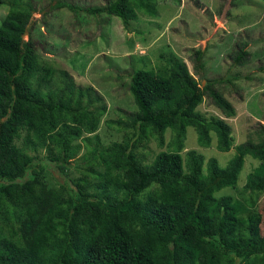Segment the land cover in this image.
<instances>
[{
	"label": "trees",
	"instance_id": "1",
	"mask_svg": "<svg viewBox=\"0 0 264 264\" xmlns=\"http://www.w3.org/2000/svg\"><path fill=\"white\" fill-rule=\"evenodd\" d=\"M165 1L106 0L79 8L51 0L49 7L115 16L129 29L139 14L158 17ZM0 4L8 7L0 20V264H264L262 218L253 209V196L264 191V125L235 146L226 165L215 157L205 161L196 149L182 154L189 126L199 146L209 147L214 138L217 150H230L226 118L235 108L221 92L228 79L208 78L201 86L173 56L165 72L133 70L135 110L105 119L123 131L122 139L94 146L83 156L90 169L66 178L77 141L99 129L106 100L94 86L77 84L66 70L41 60L37 43L24 39L35 23L30 1ZM246 44L235 43L234 65L248 62ZM202 55L194 52L196 72ZM204 101L221 115L200 112ZM166 131L174 135L173 149L144 163L138 144ZM247 156L259 163L240 178ZM44 172L56 186L45 184ZM243 179L239 194L248 198L225 193L239 190Z\"/></svg>",
	"mask_w": 264,
	"mask_h": 264
},
{
	"label": "rangeland",
	"instance_id": "2",
	"mask_svg": "<svg viewBox=\"0 0 264 264\" xmlns=\"http://www.w3.org/2000/svg\"><path fill=\"white\" fill-rule=\"evenodd\" d=\"M24 1H30L35 10L34 29L27 31L24 39L31 37L37 43L41 60L66 70L77 84L94 86L108 107L96 133L86 134L87 137L77 141L79 151L72 159L66 178L85 173L90 162L83 156L87 157L94 146L101 148L122 139L123 131L107 126L105 119H116L124 112L135 110L129 90L133 70L143 67L165 72L172 56L186 62L201 86L208 78L228 79L221 92L235 108V116L226 118L233 137L229 151L217 150L214 138L209 147L199 146L197 134L189 126L182 154L187 149H196L205 161L215 157L220 165H226L235 154V146L255 137L252 132L259 123L264 125V0H166L157 6L158 17L139 14L130 22L129 29L115 16L91 15L66 7L50 11L51 0ZM63 1L79 8L106 3V0ZM7 10V5L0 4V20ZM242 41L247 42L250 57L246 64L236 66L230 53L235 43ZM197 49L203 51L200 72L194 67ZM197 109L205 116L221 115L207 101ZM173 138L171 131L164 132L163 136H149L138 144L136 153L144 163H149L158 152L173 149ZM258 163L252 157H245L239 177L245 178ZM95 167L102 170L98 165ZM244 180L238 184L239 190L228 189L225 193L248 198L249 194L243 197L239 194ZM43 181L49 187L57 185L48 172H44ZM253 197V209L261 214L264 237V191Z\"/></svg>",
	"mask_w": 264,
	"mask_h": 264
}]
</instances>
